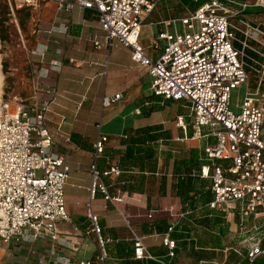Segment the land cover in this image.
<instances>
[{
  "label": "crops",
  "instance_id": "crops-1",
  "mask_svg": "<svg viewBox=\"0 0 264 264\" xmlns=\"http://www.w3.org/2000/svg\"><path fill=\"white\" fill-rule=\"evenodd\" d=\"M32 13L37 23L32 28L35 44L29 50L30 87L25 95L11 94L30 96L35 78L53 91L46 126L52 150L64 156L70 169L64 185L68 220L57 223V240L45 234L31 243L0 242V264H64L60 258L68 264L242 261L245 251L238 246L222 247L217 238L210 245L197 243L209 234L218 237L231 231L230 216L237 215L235 225L239 229L240 211H233L237 206L226 214L209 207L213 199L211 180L201 177L199 171L209 165L204 147L216 140L212 135H193L186 102L153 95L142 79V73L148 74L147 67L132 62L130 49L118 40H111L109 48L96 47L95 40L104 43V32L92 10L77 6L58 9L54 2L44 1ZM162 20L147 24L153 30ZM143 22L139 42L144 53L154 60L160 49L146 45ZM38 45L46 46L45 53L31 54ZM149 48L153 49L152 55ZM52 61L60 62L59 69L50 70L46 78L37 77L35 68L48 67ZM117 93L120 98L103 104L105 97L112 98ZM177 116L183 117L184 126L176 125ZM99 132L107 141L96 159L97 169L119 170L118 174L102 177L109 195L119 193L124 197L116 206L101 191L93 196L89 191L93 144ZM202 133L207 134L208 128H203ZM89 212L97 216L100 236L109 239L104 254ZM204 218L217 222L207 225L202 222ZM133 232L142 238L153 258L134 256ZM167 233L174 241L172 248L163 243ZM232 254L236 257L230 260Z\"/></svg>",
  "mask_w": 264,
  "mask_h": 264
},
{
  "label": "built area",
  "instance_id": "built-area-1",
  "mask_svg": "<svg viewBox=\"0 0 264 264\" xmlns=\"http://www.w3.org/2000/svg\"><path fill=\"white\" fill-rule=\"evenodd\" d=\"M44 1L54 2L58 9L77 6L92 10L104 32V43L95 40V46L109 48L111 40L116 39L129 48L132 62L148 69L151 93L162 99L185 101L193 135L214 136L215 143L204 147L209 165L199 171L201 177L211 180L213 199L209 207L227 214L238 206L240 233H244L243 221L248 216L264 217V93L259 89L264 80V49L257 44L262 43L257 36L264 37V31L259 25L250 24L243 13L253 4L251 0H206L179 17L160 21L161 28L151 41L152 47L160 49L154 60L144 53L139 35L155 0H6L18 30L17 9L28 8L33 12ZM235 18L238 23L233 22ZM46 49L38 45L30 53L43 55ZM59 66L60 62L52 61L48 67L35 68L37 77L46 78L50 70H58ZM250 72L258 77L254 91L248 88ZM241 85H246V90L239 111L234 112L229 108L231 90ZM120 96L117 93L112 98L105 97L103 104L108 105ZM53 97V91L44 88L36 78L28 97L4 92L0 95L2 243H31L45 234L57 240V223L68 220L64 185L70 169L64 156L52 150L46 126V113ZM176 125H185L182 116L176 117ZM203 128H208L207 134L203 135ZM106 141L107 137L99 132L93 144L89 191L91 196L101 191L116 206L124 197L119 193L109 195L102 177L112 172L118 174L119 170L100 172L96 166ZM88 215L104 254L109 239L100 236L97 216L92 212ZM132 240L136 258H153L134 232ZM163 243L172 248L174 241L167 233ZM263 255V243L252 242L243 260L234 264H256ZM60 259L68 264L64 258Z\"/></svg>",
  "mask_w": 264,
  "mask_h": 264
},
{
  "label": "rangeland",
  "instance_id": "rangeland-1",
  "mask_svg": "<svg viewBox=\"0 0 264 264\" xmlns=\"http://www.w3.org/2000/svg\"><path fill=\"white\" fill-rule=\"evenodd\" d=\"M253 6L258 7L248 8L243 13L247 16L250 24L258 26L264 31V0H251ZM257 4V5H254ZM196 7V3L193 0H156L153 8V13L146 17L145 27L142 32V37L146 41V45H151V38L154 37L160 26H155L152 30L147 24L149 21H157L161 19L179 17L186 13L187 10H193ZM16 14L19 19L20 30L15 26L12 21L13 18L9 15V9L6 0H0V88L1 92L5 94L17 93L21 95L27 94L30 83V56L29 50L35 44V35L32 34V28H36L37 17L31 12H27L26 8L19 9ZM28 13V15H26ZM233 22L238 23L237 18L233 19ZM153 31V32H152ZM145 34V36H143ZM255 36V35H254ZM151 37V38H150ZM262 43H257L259 47L264 49V37L261 34L257 36ZM162 46V43H161ZM261 49V50H263ZM153 49L149 48V55H152ZM247 53L248 50H247ZM34 62H38L37 59L33 58ZM257 76L254 72H250L249 90L254 91L257 83ZM143 83L150 85V76L142 73ZM246 90V85H241L231 90L229 108L234 111H239V104L242 101ZM264 141V137L262 138ZM65 203L67 201L66 195L64 196ZM239 207L233 210L235 213L238 212ZM237 215L231 217V231H227L224 235H217L213 237L207 235L205 238L198 239V245H210L217 240L223 243L222 247L226 246H238L241 251H246V248L252 242L261 243L264 242V217L260 215H250L244 221L243 225H247L243 231L237 228L235 223L238 221ZM255 225L256 229H250L249 227ZM237 228V229H236ZM208 239V240H207ZM218 246V244H217ZM207 257V256H206ZM236 256L231 255L229 258L233 260ZM241 257V256H240ZM258 263V260L256 264ZM206 264V263H205Z\"/></svg>",
  "mask_w": 264,
  "mask_h": 264
},
{
  "label": "trees",
  "instance_id": "trees-1",
  "mask_svg": "<svg viewBox=\"0 0 264 264\" xmlns=\"http://www.w3.org/2000/svg\"><path fill=\"white\" fill-rule=\"evenodd\" d=\"M204 1H206V0H193V2L196 3V7H197L201 2H204ZM196 7H195V8H196ZM253 7H258V8H255V9H257V10L259 9V6H253ZM253 7H248V8H253ZM195 8H194V9H195ZM248 8H247V9H248ZM20 9H21V8H20ZM26 9H27V12H31L28 8H26ZM194 9H193V10H194ZM247 9H246V10H247ZM18 11H21V10L17 9L16 14L18 13ZM188 11H190V10H188ZM31 13H32V12H31ZM26 15H28V13H27ZM16 17H17V15H16ZM166 19H167V18H166ZM17 20H18V22H20L19 19H18V17H17ZM248 52H249L250 55H252V56H254L255 58H257V59H259V60L262 61V58H261L260 56H258L256 53H253V52H251L250 50H248ZM259 89H260V92L264 93V80L261 82V85H260V88H259ZM202 222H203V223L205 222V224L208 225V224H211V223H212V224H213V223L215 224V222H217V220L214 219V220L211 221L209 218H204V219H202ZM218 223H219V219H218ZM263 246H264V242H263ZM257 260H258V263H257V264H264V255L261 256V257H259ZM256 262H257V261H256Z\"/></svg>",
  "mask_w": 264,
  "mask_h": 264
},
{
  "label": "bare ground",
  "instance_id": "bare-ground-1",
  "mask_svg": "<svg viewBox=\"0 0 264 264\" xmlns=\"http://www.w3.org/2000/svg\"><path fill=\"white\" fill-rule=\"evenodd\" d=\"M1 93H2V92H1V88H0V95H1Z\"/></svg>",
  "mask_w": 264,
  "mask_h": 264
}]
</instances>
